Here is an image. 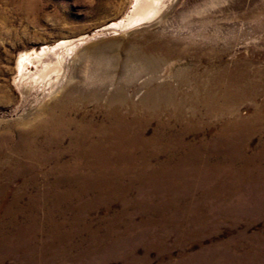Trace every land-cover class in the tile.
I'll list each match as a JSON object with an SVG mask.
<instances>
[{"label":"rangeland","instance_id":"rangeland-1","mask_svg":"<svg viewBox=\"0 0 264 264\" xmlns=\"http://www.w3.org/2000/svg\"><path fill=\"white\" fill-rule=\"evenodd\" d=\"M161 3L0 0V264H264V0ZM62 39L59 92L28 90L18 56ZM70 92L99 124L118 108L182 145H138L106 185L74 149L46 161V105Z\"/></svg>","mask_w":264,"mask_h":264},{"label":"bare ground","instance_id":"bare-ground-1","mask_svg":"<svg viewBox=\"0 0 264 264\" xmlns=\"http://www.w3.org/2000/svg\"><path fill=\"white\" fill-rule=\"evenodd\" d=\"M161 2L162 0H136V5H139V15L143 16L149 12L151 14V12L161 7ZM132 17L128 16V25L140 19L139 17L134 19ZM124 26L125 21H113L107 28L118 30L120 28L123 29ZM68 46L69 41L62 39L57 45L43 46L41 50L34 48L18 56L16 69L22 77H28L25 81L28 90L37 89L38 86H42L41 90H44L43 88L46 87V97L59 92L60 82L57 84L53 83L51 73H55L57 76H66L67 70H70V62H67V59L63 55ZM30 66H34V68L30 69ZM140 66V68H144L152 73L154 72V74L163 70L159 69V61L157 60L149 62L141 61ZM158 75L156 77L153 76V79L161 77L159 73ZM154 92L153 89H149L144 100H151ZM72 93L74 92H70L68 95L64 94L52 104L46 105V120L43 124L46 127V161H59L63 154H69L74 149V153H76L74 155L75 159L86 155L85 157L91 161L90 164L94 166L92 173L105 182L101 183L102 185H106L110 179V171L105 166H108L110 163H116L117 160L129 161L132 156V150L138 145L149 144L155 148L163 147L164 149L160 148L159 150H165L166 152L175 148L173 147L174 141L177 145H182L179 138H174V140L171 136L161 141H159V137L145 138L141 134V131H143L142 117H132L128 112H122L118 108L106 111L107 117L113 118L114 124H112V120H108L111 124H99L98 121L88 118L86 114L81 115L79 107L74 110L76 103L73 104V102L74 98L77 97H73ZM160 93L162 94V92ZM163 99L166 101L165 97ZM160 120L156 124V130L158 131H161L168 124V121H164L162 125ZM241 123L233 124L231 128L238 126L243 131L244 125ZM66 124H70L71 126H67ZM236 134L240 135L238 130H236ZM222 136V141L226 146L231 144L236 152H243L241 143L230 141L229 144L226 141V134L223 133ZM77 141L84 142V146L77 145ZM239 141L243 142V140ZM65 142L66 144H64ZM50 152L52 153L49 154ZM232 155L233 151L225 153V157L231 158ZM137 158L144 163H148L149 161L144 156ZM252 159L256 162L259 160L257 157H252ZM257 169L259 170L261 167L257 165Z\"/></svg>","mask_w":264,"mask_h":264}]
</instances>
